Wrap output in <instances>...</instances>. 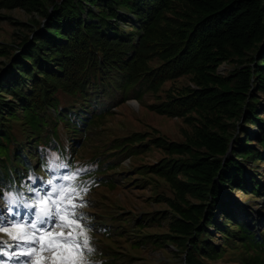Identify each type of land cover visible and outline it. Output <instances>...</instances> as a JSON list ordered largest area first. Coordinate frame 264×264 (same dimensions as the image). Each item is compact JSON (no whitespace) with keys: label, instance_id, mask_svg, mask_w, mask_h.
I'll use <instances>...</instances> for the list:
<instances>
[{"label":"trees","instance_id":"obj_1","mask_svg":"<svg viewBox=\"0 0 264 264\" xmlns=\"http://www.w3.org/2000/svg\"><path fill=\"white\" fill-rule=\"evenodd\" d=\"M19 8L36 15L18 23L26 29L19 41L0 44L7 64L0 72V197L45 190L37 170L49 145L35 153L32 141L43 138L53 113L60 116L58 93L86 101L102 83L128 82L156 94L152 112L194 128L183 142L134 132L110 154L130 157L141 146L168 154L136 168L163 181L155 200L170 208L152 219L170 220V229L148 237L173 245L182 264H215L227 252L243 264H264V223L236 197L264 198V0H0V10ZM225 62L237 65L227 75L218 72ZM186 76L192 84L164 89ZM242 117L258 132L237 127ZM237 129L245 140L234 136ZM109 161L98 170H111ZM92 170L82 175L92 178Z\"/></svg>","mask_w":264,"mask_h":264},{"label":"rangeland","instance_id":"obj_2","mask_svg":"<svg viewBox=\"0 0 264 264\" xmlns=\"http://www.w3.org/2000/svg\"><path fill=\"white\" fill-rule=\"evenodd\" d=\"M35 15L20 8L1 9L0 44L19 41V34L26 29L18 23H28ZM236 66V63L225 62L218 68V72L227 75ZM6 69L5 58L0 57V72L3 73ZM190 78L186 76L168 83L164 89L174 85H190ZM259 97L264 104V97ZM71 98L72 96L62 92L57 94L56 111L60 116L57 117L56 112L53 113L46 134L32 143L35 153L43 152L49 145L50 151L45 152L44 162L37 170L40 173L38 179L45 185V190L48 188V179H56L58 175L71 172L77 173L78 179L88 186L84 195L86 206L79 211L88 217L87 224L92 229L88 235L93 251L81 256V264H182L184 255L173 245L168 243L161 246L148 237L166 233L170 229V220H152L163 212H170L168 204L155 200L158 187L163 181L154 183L151 178L141 175L140 170L136 169L143 164H158L168 154L153 146H141L140 150L143 149V152L130 157L120 156L122 152L110 154L118 152L123 146L121 139L134 132H156L171 141L183 142L187 135L193 132V125L181 118H169L152 112L149 105L156 102V94L143 92L142 89L139 91L128 82L122 84L120 80H114L111 84L102 83L97 89L90 90L86 101L79 98L73 101ZM62 110H65L64 114ZM80 117L83 120L79 119ZM244 123L242 117L236 125L243 126L249 134L258 132L257 126L248 127ZM194 124L198 125V122ZM241 130H235L234 136L243 135L242 139L245 140L246 134L240 132ZM69 152L76 159L73 162L69 161ZM228 156H231L230 152ZM107 161L111 162L112 169L107 172L99 171ZM33 162L36 163V160ZM90 168L94 169L92 178L89 177L90 174L82 175ZM261 170H264V167ZM103 173L105 178L100 176ZM96 174L97 184L93 182ZM105 179L108 183L103 181ZM112 180L116 181V184H110ZM90 184L95 185L90 188ZM236 195L258 219L259 227H262L264 198H251L243 193ZM187 199L190 203H195L191 196ZM8 205L9 202L0 197V213L10 217L12 212L9 213ZM20 209L21 207H18L13 211L21 215L29 211ZM0 238H5L4 241L11 243L3 233H0ZM214 241L218 245L222 243L219 235ZM215 264L243 263L237 253L227 252L223 258L216 260Z\"/></svg>","mask_w":264,"mask_h":264},{"label":"snow or ice","instance_id":"obj_3","mask_svg":"<svg viewBox=\"0 0 264 264\" xmlns=\"http://www.w3.org/2000/svg\"><path fill=\"white\" fill-rule=\"evenodd\" d=\"M47 185V190L29 189L28 199L9 190V204L29 211L21 215L9 209L10 217L0 213V233L11 241H0V257L7 258L0 264H81V256L93 251L88 217L79 211L86 206L88 186L75 172L48 179Z\"/></svg>","mask_w":264,"mask_h":264}]
</instances>
